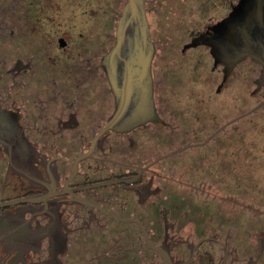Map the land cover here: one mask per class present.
Wrapping results in <instances>:
<instances>
[{"label": "flooded vegetation", "instance_id": "af4514ba", "mask_svg": "<svg viewBox=\"0 0 264 264\" xmlns=\"http://www.w3.org/2000/svg\"><path fill=\"white\" fill-rule=\"evenodd\" d=\"M127 1L0 0V264H264V143L227 132L264 115V0H142L153 107L112 124Z\"/></svg>", "mask_w": 264, "mask_h": 264}, {"label": "water", "instance_id": "95a60500", "mask_svg": "<svg viewBox=\"0 0 264 264\" xmlns=\"http://www.w3.org/2000/svg\"><path fill=\"white\" fill-rule=\"evenodd\" d=\"M154 52L142 0H128L117 24L114 44L105 57L107 79L116 98L112 124L129 109L137 113L152 110L150 64Z\"/></svg>", "mask_w": 264, "mask_h": 264}, {"label": "rangeland", "instance_id": "374dc122", "mask_svg": "<svg viewBox=\"0 0 264 264\" xmlns=\"http://www.w3.org/2000/svg\"><path fill=\"white\" fill-rule=\"evenodd\" d=\"M170 1V0H169ZM176 43L171 44V48L176 47ZM202 82L209 83V79L205 78V76H202ZM249 121V133H248V160L252 164H260L262 161L260 160V157L264 155L260 151V148L262 147V144L264 143V115L259 113H251L249 116L245 117L244 119L240 120L239 122H234L232 125L228 126L227 132H232L235 130L234 126H240L243 123H247ZM248 124V123H247ZM214 125V124H213ZM211 128H214V126H211ZM242 136V134H240ZM245 137V136H244ZM201 137H199L200 139ZM203 147H200V149ZM233 148H236L235 146ZM262 153V155H261ZM259 174V172H258ZM254 180L256 181V178H251L250 186H252L254 183ZM257 186L254 188L255 192L252 191V196H259Z\"/></svg>", "mask_w": 264, "mask_h": 264}]
</instances>
